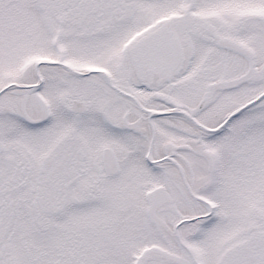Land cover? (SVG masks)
Instances as JSON below:
<instances>
[{
  "label": "snow or ice",
  "instance_id": "1",
  "mask_svg": "<svg viewBox=\"0 0 264 264\" xmlns=\"http://www.w3.org/2000/svg\"><path fill=\"white\" fill-rule=\"evenodd\" d=\"M0 264H264V0H0Z\"/></svg>",
  "mask_w": 264,
  "mask_h": 264
}]
</instances>
